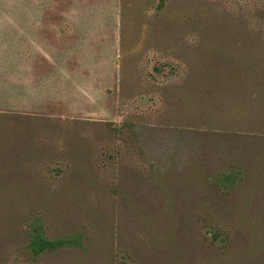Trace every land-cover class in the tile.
<instances>
[{"label":"rangeland","instance_id":"374dc122","mask_svg":"<svg viewBox=\"0 0 264 264\" xmlns=\"http://www.w3.org/2000/svg\"><path fill=\"white\" fill-rule=\"evenodd\" d=\"M160 2L0 0V264H264V0Z\"/></svg>","mask_w":264,"mask_h":264},{"label":"trees","instance_id":"16d2710c","mask_svg":"<svg viewBox=\"0 0 264 264\" xmlns=\"http://www.w3.org/2000/svg\"><path fill=\"white\" fill-rule=\"evenodd\" d=\"M161 0L160 4H162ZM78 245V242L72 238H62L56 240L47 239L40 231V228L32 227L29 233L28 249L31 254L38 256L45 251H53L62 246Z\"/></svg>","mask_w":264,"mask_h":264}]
</instances>
